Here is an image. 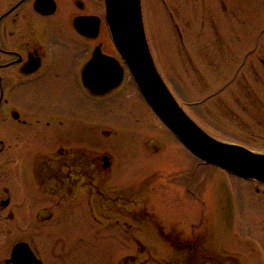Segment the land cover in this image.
<instances>
[{
	"label": "flooded vegetation",
	"instance_id": "flooded-vegetation-1",
	"mask_svg": "<svg viewBox=\"0 0 264 264\" xmlns=\"http://www.w3.org/2000/svg\"><path fill=\"white\" fill-rule=\"evenodd\" d=\"M159 2L177 46L204 44L202 57L182 55L194 78H202L197 59L211 66L231 54L230 46L249 43L239 59L230 60V76L224 78L225 71L216 77L213 82L220 83L190 101L189 109L175 98L220 140H264V101L251 112L256 88L264 93V0ZM101 3L0 0V264H243L244 249L211 242L213 222L227 226L242 210L243 194L238 199L226 181L202 182L207 168L200 160L197 166L187 149L192 158L186 161L160 159L152 137L127 135L131 106L118 92L128 71L111 53ZM246 19L254 20L249 39ZM111 57L122 70L113 88ZM232 83L236 90L227 91ZM201 104L204 117L197 112ZM254 116L260 131L238 138L207 121L239 128ZM148 154L159 162L142 168L151 162ZM250 181L259 227L264 183ZM18 243L27 244L30 254L20 249L13 256ZM251 251V264H264V249Z\"/></svg>",
	"mask_w": 264,
	"mask_h": 264
},
{
	"label": "rangeland",
	"instance_id": "rangeland-1",
	"mask_svg": "<svg viewBox=\"0 0 264 264\" xmlns=\"http://www.w3.org/2000/svg\"><path fill=\"white\" fill-rule=\"evenodd\" d=\"M169 6L171 5L169 4ZM103 10L104 7L101 3L98 10L101 16H103ZM142 15L144 27L147 30V40L155 64L173 95L184 104L186 109L190 108V101L199 99L202 97V95L214 89L220 83V81L219 83L213 82L216 77L218 78V76L223 74L225 71L226 76L224 78L229 77L231 68L233 66L230 60L232 58L235 60L239 59L242 51L249 47V43H246L245 45L240 44L232 47L230 46V50L232 51L231 54H229L227 57H223L222 59L219 58V61H216V63H211V66L210 62L207 63V61H204L202 58L197 59L196 66L198 71H200L199 73L202 78L199 79L198 74H196L194 78L195 74L193 75V73L190 71L187 57H183L182 55H185V52H190L192 54L195 52V54H199L197 56L202 57L201 54L206 52V50H204V44L198 42L200 45L194 46V44H192L185 45L184 47L177 46L175 44V34L172 21L162 8L159 0H147L146 9ZM253 23L254 20L252 21L251 19H246L245 27L249 31L248 39L250 37L251 31L254 30L252 27ZM101 37L106 41V30L103 31V35H101ZM207 48L209 49V47ZM110 49L112 54L118 56L112 41ZM213 64L215 65L214 67ZM202 79H205L206 83H204ZM236 88L237 85L232 83L229 85L227 91L233 92L236 90ZM120 91L122 92L118 93L121 95V98L126 95V99H129L127 101H129L131 106V129L128 128L131 132H128V136L131 134L133 136L147 134L148 136L152 137V139L155 140L154 142L159 146L160 159L163 158L166 160V157L169 159L170 156H174L178 157L180 160L184 159L186 161V156H190L192 158V155L186 151V149L175 138L172 132L156 117L139 91H136L132 81H128V73L125 75L123 87ZM125 91L126 94L124 93ZM256 91L259 98L254 96L255 99H253V107L251 109L252 113L253 111H257L258 105L255 102H258L259 99L264 101V93L260 92V90L257 88ZM115 98L118 99V97ZM197 112H199L204 117V105H199ZM255 118L256 116H254L253 119L250 118L246 119L245 122H241L245 125V127L241 125L239 128H236L231 124H224L220 122L217 126V122H211L209 119L207 121L214 125L212 127L219 128L218 130L220 132L227 134L228 136L230 135L232 137L238 138L241 137V133L243 132H253V134H256V132L260 131V128L256 125L257 122ZM261 124L264 126V120L261 122ZM238 134H240V136H238ZM239 143L247 146L251 150L264 152V140L246 139L245 141H241ZM139 154L140 153L137 154L135 152L133 157H139ZM147 157L149 160H151V162H146L145 165L147 167H145L143 164L142 168L144 167L148 169L149 167L156 165L157 161L159 162V157L156 158L155 155L151 157L148 154ZM198 162V159L195 158V164L197 166ZM163 164L168 165V163L165 161ZM199 166L207 168L205 170L207 172V174H205L207 179L202 180V182L207 181L208 184L210 182L215 186L226 181L228 182V186L231 188L232 194H238V199H240L239 195L243 194L244 202L242 210H239L236 212V215L230 218L227 226L221 220V222H213L214 225L212 228L214 232L213 241L211 238V242L212 245L221 244L225 246L226 249H244L242 250L243 253H240L243 255L241 256L243 258V264H251L253 259L251 249H264V211L260 213L261 216L259 227L254 226V212L251 204L253 195L251 191H248L247 189L251 187L252 182L247 179L235 177L233 174L226 173L225 171L208 164H201ZM257 228H259L258 232L256 231ZM240 254H238V256Z\"/></svg>",
	"mask_w": 264,
	"mask_h": 264
},
{
	"label": "water",
	"instance_id": "water-1",
	"mask_svg": "<svg viewBox=\"0 0 264 264\" xmlns=\"http://www.w3.org/2000/svg\"><path fill=\"white\" fill-rule=\"evenodd\" d=\"M104 5L111 39L135 85L184 147L205 164L264 183V152L210 135L177 102L156 68L145 34L141 0H104ZM121 75V67L111 57V88L119 83ZM12 249L13 256L20 249H25L20 250L22 255L30 254L25 243Z\"/></svg>",
	"mask_w": 264,
	"mask_h": 264
}]
</instances>
